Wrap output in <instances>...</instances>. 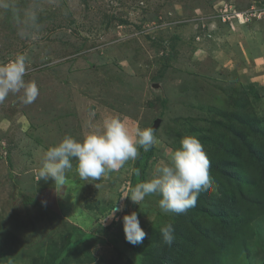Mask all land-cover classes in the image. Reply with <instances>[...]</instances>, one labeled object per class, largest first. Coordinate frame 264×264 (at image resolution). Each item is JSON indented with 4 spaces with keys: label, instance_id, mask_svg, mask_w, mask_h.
I'll use <instances>...</instances> for the list:
<instances>
[{
    "label": "rangeland",
    "instance_id": "1",
    "mask_svg": "<svg viewBox=\"0 0 264 264\" xmlns=\"http://www.w3.org/2000/svg\"><path fill=\"white\" fill-rule=\"evenodd\" d=\"M18 56L39 95L0 103V264H152L164 243L173 213L160 197H123L141 182L142 148L90 182L73 160L59 194L39 180L43 153L66 135L82 140L111 116L154 128L144 181L186 135L207 158L228 154L235 134L264 147V0H0V65ZM133 211L141 245L124 236ZM251 254L235 264H264V231Z\"/></svg>",
    "mask_w": 264,
    "mask_h": 264
},
{
    "label": "clouds",
    "instance_id": "2",
    "mask_svg": "<svg viewBox=\"0 0 264 264\" xmlns=\"http://www.w3.org/2000/svg\"><path fill=\"white\" fill-rule=\"evenodd\" d=\"M35 19L34 16L30 17ZM26 58L18 56L7 64L0 65V103L10 93L22 92V102L31 104L39 95L35 82L25 81ZM152 127L129 130L127 125L115 116L103 121L100 131L89 132L82 140L66 135L44 153L37 175L39 180L53 182L59 194L66 183V170L72 169L76 161V171L82 181L99 180L110 171H118L129 160H136L139 150L144 152L157 143ZM209 160L198 138L186 135L181 138L179 147L166 153V161L155 166L150 179L138 183L131 191L133 203L140 205L145 197L156 195L159 207L166 213H185L195 205L198 194L207 188L211 180ZM139 175V169H136ZM122 211L118 198L106 217L116 219V213ZM150 220V218H149ZM105 223V219L101 224ZM124 236L132 245H141L147 233L140 226L137 212L122 217ZM163 242L171 244L172 226L160 229Z\"/></svg>",
    "mask_w": 264,
    "mask_h": 264
},
{
    "label": "trees",
    "instance_id": "3",
    "mask_svg": "<svg viewBox=\"0 0 264 264\" xmlns=\"http://www.w3.org/2000/svg\"><path fill=\"white\" fill-rule=\"evenodd\" d=\"M235 136L223 146L228 154L208 158L213 187L200 193V203L185 213H173L172 243L160 245L152 264H235L241 256L252 259V242L264 231V147L246 135ZM152 156L153 146L137 164L141 182ZM67 258L58 264H66Z\"/></svg>",
    "mask_w": 264,
    "mask_h": 264
}]
</instances>
